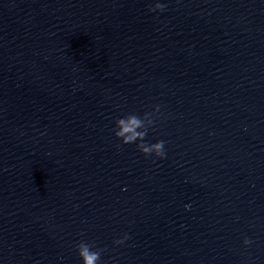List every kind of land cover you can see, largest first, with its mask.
Here are the masks:
<instances>
[{
  "label": "water",
  "instance_id": "95a60500",
  "mask_svg": "<svg viewBox=\"0 0 264 264\" xmlns=\"http://www.w3.org/2000/svg\"><path fill=\"white\" fill-rule=\"evenodd\" d=\"M156 105L165 159L113 132ZM81 240L264 264L260 0H0V264H82Z\"/></svg>",
  "mask_w": 264,
  "mask_h": 264
},
{
  "label": "clouds",
  "instance_id": "9594fccd",
  "mask_svg": "<svg viewBox=\"0 0 264 264\" xmlns=\"http://www.w3.org/2000/svg\"><path fill=\"white\" fill-rule=\"evenodd\" d=\"M165 9V4L157 2L154 7L149 9V11L163 12ZM159 113V105L155 106L153 112H146L142 117L136 113H128L127 115L116 119V127L113 129V132L116 138L122 141L123 145L136 144L137 149L143 153L145 157L155 155V157L159 159H165L166 141L159 140L156 143H149L146 139L149 129L155 127ZM138 141L139 143H137ZM128 239H130L129 235L125 234L122 238L115 240L114 244L122 245ZM243 243L245 246H249L253 241L245 237ZM76 248L79 257L82 260V264H100L102 253L105 251L103 248L96 247L94 242L89 243L84 240L78 242Z\"/></svg>",
  "mask_w": 264,
  "mask_h": 264
}]
</instances>
